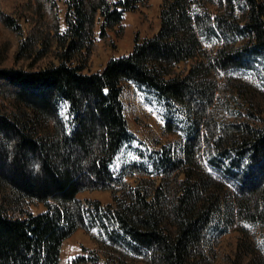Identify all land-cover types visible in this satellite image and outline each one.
I'll list each match as a JSON object with an SVG mask.
<instances>
[{
	"label": "trees",
	"instance_id": "trees-1",
	"mask_svg": "<svg viewBox=\"0 0 264 264\" xmlns=\"http://www.w3.org/2000/svg\"><path fill=\"white\" fill-rule=\"evenodd\" d=\"M2 1L0 23L23 35ZM148 1L66 0L62 31L55 0H26L22 60L53 61L0 68V264H61L62 245L79 228L99 233L72 264H210L204 245L234 207L264 226V97L231 76L264 71V0H163L154 36H137L129 54L88 71L98 18L101 38L123 32L125 12ZM124 82L165 102L167 129L185 141L141 150V161L116 171L133 140ZM134 171L141 179L126 184ZM100 189L111 190V203L78 198ZM40 204L45 210L34 213Z\"/></svg>",
	"mask_w": 264,
	"mask_h": 264
},
{
	"label": "rangeland",
	"instance_id": "rangeland-1",
	"mask_svg": "<svg viewBox=\"0 0 264 264\" xmlns=\"http://www.w3.org/2000/svg\"><path fill=\"white\" fill-rule=\"evenodd\" d=\"M58 4V12L61 23V30L66 28V0H55ZM163 0H149L145 6L139 7L135 11H126L124 14V31L114 28L109 29L105 38L100 37L102 18L97 21L95 31V41L97 48L91 57L88 71L101 72L112 58H117L129 54L135 46L136 37L140 39L154 36L161 28V8ZM26 0H3L2 7L5 12L12 14L20 24H22L23 35L10 33L0 23V68H26L38 69L50 65L53 61L50 55L43 56L40 60L32 57V62L22 60L19 53V44L25 39L30 31L28 15L24 12ZM221 42H217L220 45ZM209 45V43H207ZM210 46V45H209ZM33 63L31 67H29ZM37 63V64H35ZM243 75L242 77H239ZM233 79L242 82H251V88L258 89L264 97V71L263 67L248 68L246 70L231 73ZM248 86V84H247ZM249 87V86H248ZM225 96L227 101L229 91ZM219 99V97H217ZM122 99L125 105V113L129 122V127L133 134V140L128 142L120 152L114 164L115 170L122 166L129 165L136 161H141L137 153L141 150L149 153L152 149H157L163 144L175 143L178 139L185 141L184 134L176 129H167V108L166 103L152 91L138 86L132 82L122 84ZM223 99V100H224ZM217 100V99H216ZM215 109L219 111L217 120L223 119L226 106L222 101H216ZM214 109V110H215ZM62 114H66V107L62 108ZM225 115V114H224ZM131 165V164H130ZM128 174L123 181L128 185H136L143 175L141 171H134ZM78 198L82 200H99L102 204L112 202V192L109 189L84 190L79 193ZM45 206L40 204L33 206L34 213L42 212ZM234 216L228 221L223 232H217L216 241L210 245H204V252L207 256V263L210 264H264V226L261 224H250L241 220L238 206L234 207ZM98 229L79 228L69 238H67L61 249L60 263L72 264L73 259L81 254L95 248L92 241L93 235H98Z\"/></svg>",
	"mask_w": 264,
	"mask_h": 264
}]
</instances>
